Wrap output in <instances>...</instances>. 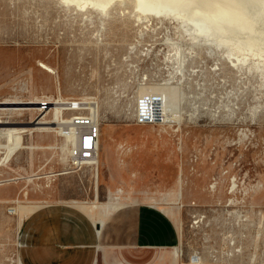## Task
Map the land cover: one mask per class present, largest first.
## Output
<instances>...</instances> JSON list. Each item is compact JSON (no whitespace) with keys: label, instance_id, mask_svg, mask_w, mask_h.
Wrapping results in <instances>:
<instances>
[{"label":"rangeland","instance_id":"1","mask_svg":"<svg viewBox=\"0 0 264 264\" xmlns=\"http://www.w3.org/2000/svg\"><path fill=\"white\" fill-rule=\"evenodd\" d=\"M98 14L96 8L75 9L59 0H0V102L42 97L56 102L55 110L43 117L46 123L36 124L50 125L49 130L24 132L4 147L9 161L0 167V179H18L0 186L1 196L9 200L0 202V264H15L10 258L22 247L18 203L12 199H26L24 186L29 200L80 198L100 207L108 199L104 180L99 194L97 185L94 189L99 160L95 167L70 165L78 138L65 133L61 112L71 99L99 101L103 123L155 128L150 135L138 129L135 139L143 150L132 166L138 179L119 175L118 186L128 187L130 196L141 197L148 208L157 198L160 206L178 215L185 262L195 256L202 259L195 258L196 264H264V84L259 74L238 72L228 62L217 69L213 53L195 55L189 49L178 69L177 44L168 37L179 34L174 22L138 25L132 19L125 31L118 22L114 35L100 39ZM134 43L137 47L130 49ZM30 105L37 104H25ZM83 111L87 115L89 109ZM168 111L177 118L182 113L196 117L172 125L163 120ZM5 112L15 125H31L38 114L37 109ZM64 114L74 115L70 110ZM148 114L154 121L140 119ZM180 164L184 193L173 200ZM233 176L239 183L236 194L229 192ZM245 188H254L253 194ZM161 215L177 230L171 217ZM103 257L97 264H105ZM167 264H172L171 257Z\"/></svg>","mask_w":264,"mask_h":264},{"label":"crops","instance_id":"2","mask_svg":"<svg viewBox=\"0 0 264 264\" xmlns=\"http://www.w3.org/2000/svg\"><path fill=\"white\" fill-rule=\"evenodd\" d=\"M102 125L99 175L94 189L97 185L99 194L101 180H104L109 187L108 199L102 201L100 207L91 206L80 198L56 202L29 200V191L24 186L21 191L27 194L26 199L21 202L19 198L12 199L18 203L15 214L18 237L22 231L23 242L19 240L20 252L10 259L15 264H97L102 254L105 264H123V260L125 264H167L170 257L172 264H196L195 258L200 257L191 256L189 262L184 261L182 221L178 215L171 208L160 206L157 198L151 199L148 208L141 197L130 196L128 187L118 186L119 175L126 179L129 173L130 181L138 179L137 170H132L143 150V143L135 139L138 129H145L150 135L156 132L155 128H149L148 124L107 122ZM160 131L162 133L161 128ZM118 134L121 139H116ZM179 149L183 150V144L179 143ZM182 165L175 192L171 194L173 200L184 192ZM40 191L44 192L43 189ZM2 201L9 200L0 194ZM162 213L176 222L177 230L164 220Z\"/></svg>","mask_w":264,"mask_h":264},{"label":"bare ground","instance_id":"3","mask_svg":"<svg viewBox=\"0 0 264 264\" xmlns=\"http://www.w3.org/2000/svg\"><path fill=\"white\" fill-rule=\"evenodd\" d=\"M59 2L65 4L67 7L73 5L75 9L79 8L81 10L96 8L99 11L98 16L100 15V39L110 34V32L112 33L114 25L118 22L121 24L120 29L123 30L130 25L129 23L132 19L137 21L138 25L149 23L151 20H158L162 24L165 21L174 22L179 34L174 37L171 36V33H168V37L173 39L174 43L177 44L176 54L180 58L178 69L183 68V63L186 60V49H189V53H195V55L203 51L210 52L215 55L217 69H221L224 63L228 62L232 64L238 72L258 73L264 84V0H59ZM126 30H128V28ZM121 38H123V36ZM131 45L130 49L137 47V43ZM125 55V58H127V54ZM44 100L49 103L45 108L41 106ZM76 100L77 99H71L65 101L66 106L61 112V116L64 117L63 114L65 109H72V113L78 115L77 117H88L90 121L99 123L101 127L104 121V113L102 112L103 110L99 101H97L98 103H96V105L88 101L89 106L69 107V105ZM32 103H36L37 105L25 106V104ZM55 103V101L48 97H42L36 102L32 100L24 101L21 99H7L0 102V110H3L0 114V167L5 166L9 161V159L5 158L4 149L6 148L4 147L6 146L8 148L11 146L18 135L24 132L31 133L38 128H45L47 130L51 128L50 125L40 126L36 124H39V122L46 123L42 121L43 117H46L51 110H55ZM90 104H92V106ZM86 108L89 109L87 112L88 115L83 116L81 113H85L83 109ZM22 109L38 110L37 116L30 121L31 125H15L18 122L10 121L7 116L9 112L4 113V111H17ZM139 111L140 110L136 109V117ZM148 115L150 117V114ZM164 116L163 120L172 122V125H180L182 120L186 119L192 121L196 117V115L190 113H182L180 117L177 118L176 115L170 113V111ZM82 126L88 127V125ZM63 128L66 134L74 135L78 138L79 145V139L81 137L80 130L75 128V125H64ZM242 132L245 135H249V133L243 130ZM99 138L94 158L85 165L94 167L98 165ZM78 145L76 147H78ZM65 171L67 173L71 170ZM59 173H62V171ZM40 176L42 177L45 175H37L35 177L39 178ZM17 179V176L1 178L0 184L16 181ZM181 183L183 184L185 181L182 180ZM216 183L217 181L211 185L213 190H216ZM253 189L254 188H245V191H249L253 194ZM238 191L239 183L237 182V178L233 176L231 185L229 186V192L236 194ZM183 193L184 192H182V194ZM98 222L100 223L101 221Z\"/></svg>","mask_w":264,"mask_h":264},{"label":"built area","instance_id":"4","mask_svg":"<svg viewBox=\"0 0 264 264\" xmlns=\"http://www.w3.org/2000/svg\"><path fill=\"white\" fill-rule=\"evenodd\" d=\"M92 104L96 105V101L92 100ZM88 101L77 99L72 104L69 105L72 108L78 107V106H85ZM48 101L44 100L41 103V106L43 108L48 106ZM70 110L72 109H65ZM64 110V111H65ZM83 116H87L86 114L81 113ZM64 117L61 116V119L63 118L64 121L62 123L64 125H78L81 133V137L79 139V145L74 149L73 152L70 154V165L72 168L80 169L83 167L88 161L92 160L95 156V150L97 146V141L101 133V127L99 123H93L90 121L88 117H77L78 115H72L71 117L66 118L65 114H63ZM142 121L145 122H152L154 119L152 117H142L140 118ZM66 120V121H65ZM82 125H88V127H84ZM84 127V128H83ZM83 128V129H82ZM79 133V132H78ZM0 141H1V131H0Z\"/></svg>","mask_w":264,"mask_h":264}]
</instances>
